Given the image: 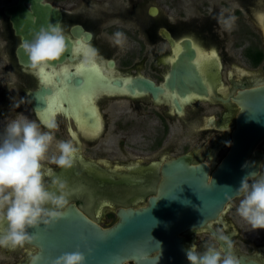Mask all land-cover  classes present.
<instances>
[{"label":"flooded vegetation","instance_id":"af4514ba","mask_svg":"<svg viewBox=\"0 0 264 264\" xmlns=\"http://www.w3.org/2000/svg\"><path fill=\"white\" fill-rule=\"evenodd\" d=\"M185 1L175 0L181 11L174 21L166 14L159 22L155 20L161 12L157 5H150L144 13L148 0H128L129 6L124 9L114 3L104 7L106 0H86L71 11L59 7L66 37L74 42L75 60L68 57L56 65L49 63L43 67L46 72L43 68L34 71L20 62L18 49L23 37L5 12L6 6L18 0L3 6L7 16V23L0 20V35L7 40L3 51L9 53L8 64L14 74L21 75L11 84L15 85L16 101L24 108L18 110L14 104L0 111V133L11 121H5L9 117L34 120L48 130L49 123L40 114L45 113L55 88L42 78L65 65L63 72L54 75L55 82L73 89L76 95L86 90L95 111L87 107L79 110L78 121L64 101V108L52 120L51 124L56 125L52 131L57 140L72 139L80 148L79 157L72 169L58 168L50 163L57 152L53 143L45 166L52 170L53 177L67 182L69 208L77 207L102 227L115 225L121 208L148 206L149 199L158 195L166 177L165 168L173 160L185 156L190 167L206 165L211 181L233 145L236 117L241 111L236 98L241 91L264 84V0H221L219 4L195 0L196 4L199 1L196 8L200 17L188 16ZM200 5L206 11H201ZM152 7L158 8L156 14L150 12ZM220 14L235 17L232 29L218 23ZM76 26L83 29L80 36L73 32ZM117 31L127 36L123 47L115 44L113 34ZM164 31L173 38V45ZM85 32L91 34L90 39ZM229 38L233 41L231 53L227 49ZM80 46L95 47L100 54L89 83L86 75L75 73L82 59V53L75 55V48ZM189 49L193 54L186 61L188 74L181 72L179 59ZM176 69L186 75V88L170 85ZM75 78L81 82L77 84ZM145 81L160 87L157 96L144 85ZM43 86L52 92L45 94L46 106L38 110L31 94ZM251 163L257 168L249 175L250 182L264 175V139L247 158V164ZM241 198L231 197L216 218L181 232L186 251L195 245L203 252L214 244L232 251L240 264H264V229L252 230L238 215ZM3 228L0 226V231ZM220 234L228 239L220 241ZM37 252L38 248L30 244L15 250L0 247V264H29ZM158 254L154 251L149 257ZM125 264L136 261L131 259Z\"/></svg>","mask_w":264,"mask_h":264},{"label":"water","instance_id":"95a60500","mask_svg":"<svg viewBox=\"0 0 264 264\" xmlns=\"http://www.w3.org/2000/svg\"><path fill=\"white\" fill-rule=\"evenodd\" d=\"M5 12L23 41L31 40L41 26L50 22L61 23L63 18V11L46 0H18L6 6ZM150 12L156 14L158 8L152 7ZM73 32L80 36L83 29L76 26ZM163 33L173 45L171 35L167 31ZM85 37L90 39L91 34L85 32ZM66 44L67 50L60 60L50 63L56 65L68 57L75 60L72 58L73 40L66 37ZM18 54L20 62L28 65V57L21 47ZM192 54L189 49L179 59L182 73L189 74L186 61ZM182 75L174 70L170 85L186 88L188 80L183 78L186 75ZM74 81L77 84L81 82L78 78ZM144 85L157 96L160 87L149 81ZM51 92L45 86L33 92L34 108L43 109L46 106L45 94ZM236 101L241 111L236 117L233 145L211 181L208 180L206 165L190 167L184 156L167 165L158 195L149 199L148 206L142 209L121 208L118 212L120 220L111 227H102L77 207H71L65 218L52 227L42 225L40 229H30L36 237L30 245L38 248L36 256L40 259L37 264H53L60 255L77 249L86 255L87 264H125L131 259L136 264H190L180 233L216 218L225 203L236 195L235 189L239 188L242 178L255 173L257 168L256 163L248 165L247 158L257 143L264 139V84L241 91ZM154 251H159V254L149 257Z\"/></svg>","mask_w":264,"mask_h":264},{"label":"clouds","instance_id":"9594fccd","mask_svg":"<svg viewBox=\"0 0 264 264\" xmlns=\"http://www.w3.org/2000/svg\"><path fill=\"white\" fill-rule=\"evenodd\" d=\"M218 23L231 28L235 17H217ZM115 44L123 47L127 36L121 31L114 34ZM20 47L28 57V66L36 71L45 65L58 61L67 50L64 26L60 22L41 26L31 40L22 41ZM100 58L99 50L89 46L82 53L80 68L94 70ZM55 124L44 130L34 120L16 118L7 123L0 133V247L15 250L30 244L36 238L30 229L52 227L64 219L70 207V191L67 182L52 175L45 160L53 143L56 154L50 163L62 170L72 169L79 157L80 148L72 139L57 140L53 129ZM236 195L242 197L237 208L238 215L252 230L264 229V175L249 180L242 178ZM220 241L228 238L223 234ZM91 250H89V253ZM40 258L33 256L31 264ZM190 264H240L230 250L209 244L203 252L193 245L187 251ZM53 264H87L86 255L77 249L57 257Z\"/></svg>","mask_w":264,"mask_h":264},{"label":"rangeland","instance_id":"374dc122","mask_svg":"<svg viewBox=\"0 0 264 264\" xmlns=\"http://www.w3.org/2000/svg\"><path fill=\"white\" fill-rule=\"evenodd\" d=\"M53 2L55 6L61 7L63 10H72V8H78L80 6V3L86 1V0H50ZM98 2V0H95ZM16 0H0V20H4L5 23H7V16L4 15L2 9L3 6L6 4L14 3ZM221 2V0H211V3H218ZM114 3L116 6L121 8H126L129 6L128 0H106V3L103 4L104 7L111 6L110 4ZM186 7V12L188 13V16L190 17H200L202 16L199 12V9H197V5L195 0H186L184 2ZM98 3H96V6ZM150 5H157L160 7V15L155 18L156 21H161L164 19V15L168 14L170 16V20L174 21L176 17L178 16L180 10V7L176 6L175 0H148V2L144 6V13L147 12V9ZM201 11H206V8L202 5L199 6ZM104 13V11H103ZM150 20H153L152 18H149ZM233 27V26H232ZM232 27L230 29H232ZM115 39V38H114ZM113 38H110L111 41L114 40ZM7 42L6 38L1 37L0 35V111L1 110H8L9 106L14 105L18 106V110H22L24 107L21 106L18 101L15 99V85H12L11 83L14 82V79L21 77L20 74L17 76L12 71V68H10L8 64V55L9 53L6 51H3V46H5V43ZM233 45V41L231 38H229V42L227 45V49L229 50V53L232 51L229 49V46L231 47ZM4 105L3 106L1 105ZM20 108V109H19ZM29 107H27L25 110H28ZM13 120V117L6 118L5 121ZM180 132V130H178ZM51 150H49L50 152Z\"/></svg>","mask_w":264,"mask_h":264},{"label":"bare ground","instance_id":"6f19581e","mask_svg":"<svg viewBox=\"0 0 264 264\" xmlns=\"http://www.w3.org/2000/svg\"><path fill=\"white\" fill-rule=\"evenodd\" d=\"M87 48H88V46L76 47L75 48V55L78 56L79 53H83V51H85ZM212 55L213 56H211V57H214L215 53H212ZM206 60L208 62L211 61L210 58H208V59L206 58ZM65 67L66 66L64 65V66L60 67V69H58V70L48 71L47 72L48 74L44 75L42 78L43 82L48 83V84H52L55 88L52 95H50L48 98L49 101L47 103V108H46L45 113L40 114V117H42V119H44L49 124L52 123V120L54 119L55 113L64 108V105H63L64 101H66L68 106H69L67 109L74 111V116L78 121H81L80 116H79V110H82V109L87 107V109H92L95 111V107L92 105L93 99L91 98V100H90L89 95L86 94V90H85V93L83 91H81V93H79V95H80L79 96L78 94L77 95L75 94V91H73V89H69V88L67 89L64 84H58L57 82H55L54 75H56L57 73L63 72L65 70ZM42 70H44V68ZM44 71L46 72V70H44ZM91 71H83L80 68V64L77 65L76 69H75V73H78V74L83 73L84 75H86L88 83L91 81V79H89V77H91L90 76ZM90 105H91V108L88 107ZM82 124H85V123H82Z\"/></svg>","mask_w":264,"mask_h":264}]
</instances>
